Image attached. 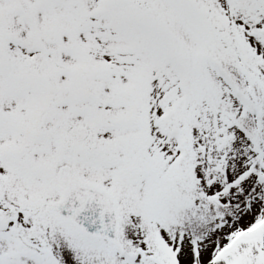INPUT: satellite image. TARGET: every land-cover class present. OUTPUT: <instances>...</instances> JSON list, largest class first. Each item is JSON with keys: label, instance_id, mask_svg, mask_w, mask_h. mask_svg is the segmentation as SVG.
Listing matches in <instances>:
<instances>
[{"label": "snow or ice", "instance_id": "1", "mask_svg": "<svg viewBox=\"0 0 264 264\" xmlns=\"http://www.w3.org/2000/svg\"><path fill=\"white\" fill-rule=\"evenodd\" d=\"M0 264H264V0H0Z\"/></svg>", "mask_w": 264, "mask_h": 264}]
</instances>
